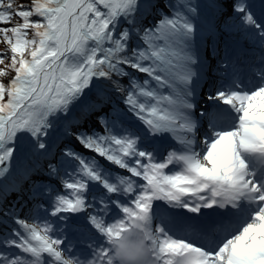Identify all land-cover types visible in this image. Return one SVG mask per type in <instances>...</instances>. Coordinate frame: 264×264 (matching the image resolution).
<instances>
[{
  "label": "snow or ice",
  "instance_id": "snow-or-ice-1",
  "mask_svg": "<svg viewBox=\"0 0 264 264\" xmlns=\"http://www.w3.org/2000/svg\"><path fill=\"white\" fill-rule=\"evenodd\" d=\"M0 264H264V0H0Z\"/></svg>",
  "mask_w": 264,
  "mask_h": 264
},
{
  "label": "rangeland",
  "instance_id": "rangeland-1",
  "mask_svg": "<svg viewBox=\"0 0 264 264\" xmlns=\"http://www.w3.org/2000/svg\"><path fill=\"white\" fill-rule=\"evenodd\" d=\"M25 2H26V0H25Z\"/></svg>",
  "mask_w": 264,
  "mask_h": 264
}]
</instances>
